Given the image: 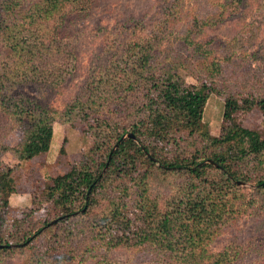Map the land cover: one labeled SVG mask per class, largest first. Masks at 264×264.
I'll list each match as a JSON object with an SVG mask.
<instances>
[{"label": "trees", "instance_id": "trees-1", "mask_svg": "<svg viewBox=\"0 0 264 264\" xmlns=\"http://www.w3.org/2000/svg\"><path fill=\"white\" fill-rule=\"evenodd\" d=\"M100 1L0 0V158L46 154L58 120L81 121L93 139L78 163L35 188L19 217H8L17 166L0 160V264H85L94 250L139 247L154 253L151 264H240L250 248L237 237L217 251L212 244L246 214L264 225V132L240 117L254 109L264 115V91L225 94L212 41L198 38L245 1L223 0L205 19L185 0H157L153 19L104 30L107 47L64 109L23 92L28 85L60 89L74 77L85 37L79 22ZM172 39L196 51L210 80L189 83L178 63L156 62ZM213 93L225 99L219 135L201 129ZM158 179L170 193L155 191Z\"/></svg>", "mask_w": 264, "mask_h": 264}, {"label": "rangeland", "instance_id": "rangeland-1", "mask_svg": "<svg viewBox=\"0 0 264 264\" xmlns=\"http://www.w3.org/2000/svg\"><path fill=\"white\" fill-rule=\"evenodd\" d=\"M157 0H101L92 14L79 22L84 28L85 37L76 49L77 66L73 78L68 80L60 89H37L34 86H24L22 91L40 97L43 104L48 107L62 110L68 102L78 93L87 79L88 69L92 60L99 58V54L107 47L105 29L111 30L117 21L129 18L153 19L158 10ZM223 0H185L187 10L200 18H212L219 10V2ZM244 8L227 17V19L214 28L207 27L198 39H211L213 54L221 61V73L216 77V82L224 90L241 93H263L264 91V0H244ZM103 31V32H102ZM163 45V51L156 57V62H175L179 64L178 71L189 83H199V80H210L209 71L200 63V57L193 48L180 41L172 39ZM209 58H213L212 55ZM225 99L219 94H211L205 106L201 129L219 135L221 131ZM241 119L250 126L264 132V115L254 109L242 113ZM0 116V122L5 121ZM82 122L75 125L56 121L54 135L50 150L36 158L20 161L15 153L7 151L0 160L10 166H17L16 179L18 190L10 199L9 218L19 217L31 204L32 194L37 186L44 185L51 177L66 172L70 165L78 163L82 155L92 145L93 139L86 135L82 129ZM20 138L16 130L11 140ZM12 143V142H11ZM64 146L65 152L61 149ZM19 164V165H18ZM156 182L157 193H170V185ZM245 186H250L246 185ZM47 205H44L34 214L37 220L44 218ZM237 237L243 244L250 248V252L240 264H262L264 262V225L259 218L246 214L238 218L237 223L222 237L212 244L214 251L220 250L225 242ZM261 251H263L261 253ZM152 251L144 247L137 250H117L104 254L102 250H94L91 260L85 264H111L113 261L124 264H151L155 261ZM108 255L110 257H106ZM259 256L262 258L259 259Z\"/></svg>", "mask_w": 264, "mask_h": 264}, {"label": "water", "instance_id": "water-1", "mask_svg": "<svg viewBox=\"0 0 264 264\" xmlns=\"http://www.w3.org/2000/svg\"><path fill=\"white\" fill-rule=\"evenodd\" d=\"M127 136L132 137V138L135 139V136L132 133L128 134ZM239 183H241V182H239ZM242 184H245V183H242Z\"/></svg>", "mask_w": 264, "mask_h": 264}]
</instances>
